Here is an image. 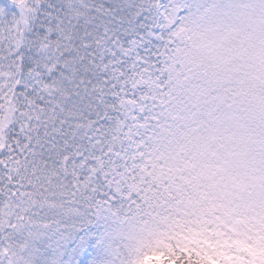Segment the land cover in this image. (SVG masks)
<instances>
[{
    "label": "snow or ice",
    "instance_id": "6c2138e0",
    "mask_svg": "<svg viewBox=\"0 0 264 264\" xmlns=\"http://www.w3.org/2000/svg\"><path fill=\"white\" fill-rule=\"evenodd\" d=\"M0 264H264V0H0Z\"/></svg>",
    "mask_w": 264,
    "mask_h": 264
}]
</instances>
